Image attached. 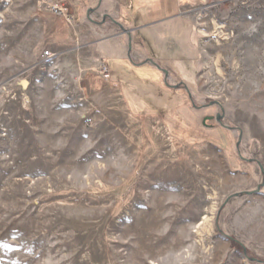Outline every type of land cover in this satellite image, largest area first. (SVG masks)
<instances>
[{"label":"rangeland","instance_id":"1","mask_svg":"<svg viewBox=\"0 0 264 264\" xmlns=\"http://www.w3.org/2000/svg\"><path fill=\"white\" fill-rule=\"evenodd\" d=\"M181 1L134 66L108 46L82 76L36 47L41 17H107L0 0V264H264V0Z\"/></svg>","mask_w":264,"mask_h":264},{"label":"crops","instance_id":"2","mask_svg":"<svg viewBox=\"0 0 264 264\" xmlns=\"http://www.w3.org/2000/svg\"><path fill=\"white\" fill-rule=\"evenodd\" d=\"M164 1L166 2L165 13L156 9L158 5L155 0H84V13L86 12L87 16L92 13L93 17H99V15L107 17L102 23L88 19L93 28L84 25V30L73 20L62 15L56 16L51 11H45L41 17V38L36 47L39 51L42 48L51 51L56 60L82 66L83 69L80 70L82 76L84 75V62L89 63L100 59L109 68L104 53H102V49L108 46L111 47L110 51L116 54L117 60L130 62L134 66L135 61L130 52L134 34H142L143 43L150 44L146 31L159 25L158 21H153V17L156 18L155 20L164 21L160 25L167 26V29L178 27L177 21L183 18L179 7L181 0ZM60 6L66 8L67 5L60 4ZM106 30L111 32L110 36L98 40L93 39L94 33H104ZM152 44L150 46H153V50L150 49L156 51L155 47L158 48V46ZM61 57L63 58L60 59Z\"/></svg>","mask_w":264,"mask_h":264},{"label":"flooded vegetation","instance_id":"3","mask_svg":"<svg viewBox=\"0 0 264 264\" xmlns=\"http://www.w3.org/2000/svg\"><path fill=\"white\" fill-rule=\"evenodd\" d=\"M146 65L147 66H152V67L158 69L160 72H162L165 75V77H166V79H165V85H166V87L170 88L172 91H175V92L179 91V89H180V87L182 85H180V86H178V85L177 86L170 85L168 83V80H167V78H168L167 71H165L164 69H162V67L159 64H157L156 61L153 58H149L147 61H144L143 63L139 64V66H146ZM181 83H183V82H181ZM186 94H187L188 98L191 100L192 99L191 92L190 91H187ZM218 116L219 115H215V116L210 115V116L205 117L207 119L205 125H207V122H210V123L211 122H215V124H221V121L223 120V118L220 117V121H219L218 120ZM210 126H214V125L211 124Z\"/></svg>","mask_w":264,"mask_h":264},{"label":"built area","instance_id":"4","mask_svg":"<svg viewBox=\"0 0 264 264\" xmlns=\"http://www.w3.org/2000/svg\"><path fill=\"white\" fill-rule=\"evenodd\" d=\"M52 12L58 13L59 15H63L66 13L67 9L63 6H60L59 4H54L50 7ZM46 56L52 57V54L50 52L45 53ZM101 74L105 79H110L111 74L107 67H103L101 70Z\"/></svg>","mask_w":264,"mask_h":264},{"label":"bare ground","instance_id":"5","mask_svg":"<svg viewBox=\"0 0 264 264\" xmlns=\"http://www.w3.org/2000/svg\"><path fill=\"white\" fill-rule=\"evenodd\" d=\"M154 140H156V141L158 140V136L156 134H154ZM204 219H207V218H204Z\"/></svg>","mask_w":264,"mask_h":264},{"label":"water","instance_id":"6","mask_svg":"<svg viewBox=\"0 0 264 264\" xmlns=\"http://www.w3.org/2000/svg\"><path fill=\"white\" fill-rule=\"evenodd\" d=\"M130 46H131V45H130ZM167 74H168V72H167ZM220 117H222V116H220V115L218 116V120H219V121H220ZM206 120H207V119L204 120V124L206 123ZM221 125H222V124H221ZM223 126H224V125H223Z\"/></svg>","mask_w":264,"mask_h":264},{"label":"trees","instance_id":"7","mask_svg":"<svg viewBox=\"0 0 264 264\" xmlns=\"http://www.w3.org/2000/svg\"><path fill=\"white\" fill-rule=\"evenodd\" d=\"M59 1H62V0H59ZM235 243H236V241L235 240H233Z\"/></svg>","mask_w":264,"mask_h":264}]
</instances>
